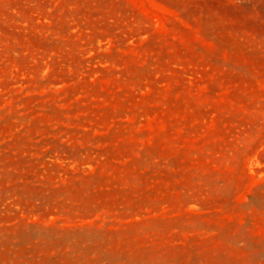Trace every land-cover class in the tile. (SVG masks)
Segmentation results:
<instances>
[{"label":"rangeland","instance_id":"1","mask_svg":"<svg viewBox=\"0 0 264 264\" xmlns=\"http://www.w3.org/2000/svg\"><path fill=\"white\" fill-rule=\"evenodd\" d=\"M0 264H264V0H0Z\"/></svg>","mask_w":264,"mask_h":264}]
</instances>
